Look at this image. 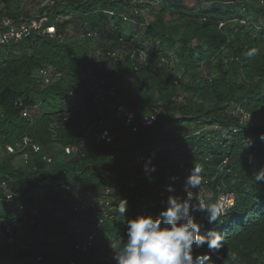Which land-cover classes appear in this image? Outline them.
Masks as SVG:
<instances>
[{"label": "trees", "instance_id": "16d2710c", "mask_svg": "<svg viewBox=\"0 0 264 264\" xmlns=\"http://www.w3.org/2000/svg\"><path fill=\"white\" fill-rule=\"evenodd\" d=\"M186 1L0 0V23L44 17L55 29L0 46V264H115L127 219L159 214L169 185L184 190L182 163L204 170L194 205L198 191L209 192L207 205L221 192L234 194L218 225L194 212L201 234H222V248L212 252L217 264H264V181L254 180L264 169V6ZM39 70L49 72L48 83ZM86 70L115 87L137 117L157 113L153 124L122 128L108 99L114 139L97 142L91 132L99 114L80 78ZM237 108L253 125L239 123ZM190 124L200 130L190 132ZM18 142L40 151L27 149L26 162L5 154ZM149 159L156 171L147 175ZM208 251L205 245L194 255Z\"/></svg>", "mask_w": 264, "mask_h": 264}, {"label": "clouds", "instance_id": "9594fccd", "mask_svg": "<svg viewBox=\"0 0 264 264\" xmlns=\"http://www.w3.org/2000/svg\"><path fill=\"white\" fill-rule=\"evenodd\" d=\"M144 171L147 175L156 171L151 159L145 162ZM203 171L201 165H193L184 184L186 198L169 195L167 206L159 214L139 213L127 219L126 239L119 241L113 253L115 264H217L218 256L213 259L212 252L219 253L222 248V234L215 229L201 234L194 212H206L208 223L218 225L228 208L219 202L207 206L192 203L190 193L199 189ZM254 180L264 181V169L255 174ZM167 191L173 193L175 189L169 185ZM126 209L127 201L123 200L120 214L125 216ZM205 245L208 252L194 255V250Z\"/></svg>", "mask_w": 264, "mask_h": 264}, {"label": "built area", "instance_id": "2783aa9c", "mask_svg": "<svg viewBox=\"0 0 264 264\" xmlns=\"http://www.w3.org/2000/svg\"><path fill=\"white\" fill-rule=\"evenodd\" d=\"M260 5H264V0L260 1ZM55 33V29L52 25H46V18L41 17L38 20H32L29 22H23L19 25H15L11 20L5 18L0 23V46L7 45L10 43H17L23 39L31 38L33 36H40L44 34H48L52 36ZM37 75H39L45 83L49 81V72L47 70H39ZM83 83L89 88L91 91V103L94 105L95 109L99 114V119L96 121L93 126L91 136L97 142L110 143L114 139V133L108 127V120L104 116V110L107 107L109 102L108 99L112 101L113 107V117L119 123V125L130 131L136 132L140 127L151 126L157 117V113L146 114L141 117H137L133 110L123 101L121 95L117 91V89L113 86H107L103 80H97L94 78L90 70H86L80 75ZM236 113H238L239 123L241 125H253L251 116L248 112H245L239 108L236 109ZM29 112L27 109L22 110V116H28ZM237 129L235 128L234 131ZM196 132V134H198ZM27 149H31L34 153L40 151V146L30 142H18L15 145H6L5 146V154L16 155L22 157L24 162L28 159ZM77 149L76 145L63 147V152L65 155L71 154L74 150ZM2 155L0 154V158ZM43 160L46 161L47 164L52 162L50 156L45 155ZM223 164H226V160L223 161ZM181 173L187 177L190 174L189 167L185 166L183 163L180 165ZM176 174L173 176V181L179 183L182 181V174ZM185 179V180H186ZM5 187V182L0 180V189ZM181 198H186L187 193L183 190L179 193ZM192 194V192L190 193ZM210 196L209 192L202 190L199 193V199L197 201V206L199 202L204 206L207 205V198ZM159 205L164 206L166 201V193L161 190L159 192ZM6 199H12V193L6 194ZM217 202L225 205L228 210L234 205L235 197L231 192H221L218 195ZM102 204V201L98 203ZM105 204H108L106 202ZM90 207L95 208V204H88ZM33 215H36V211H32ZM90 238V237H89ZM7 241L10 244H14L16 242L15 238L12 236L7 237ZM86 249V244L82 245V250Z\"/></svg>", "mask_w": 264, "mask_h": 264}, {"label": "rangeland", "instance_id": "374dc122", "mask_svg": "<svg viewBox=\"0 0 264 264\" xmlns=\"http://www.w3.org/2000/svg\"><path fill=\"white\" fill-rule=\"evenodd\" d=\"M186 4H187L188 6H190V7H194L196 3H195L194 0H188V1H186ZM263 6H264V5H263ZM31 12H33V10H32ZM74 32H75V31L73 30V28H70L69 34H70V35H74ZM146 114H147V115H148V114H152V112H149V110H148V113H146ZM185 126H186L185 128H189V127H190V128H189V131H190V132H192V131L194 132V129H196V128H197L198 130H200V128H198V127H196L195 125H192V124H190V125H185ZM202 128H204V127H202ZM198 130H195V131H198ZM14 164L17 166V165H18V162L16 161ZM181 190H183V188H182V189H179V190H176V191H174L173 193H169V192L167 191V189H166L165 191H166V193H167L168 195H169V194H170V195H174V194L177 195L178 193L181 192ZM194 191H197V190H196V189H193V191H191L192 194H193ZM198 192H199V191H198ZM198 192H197V194H199ZM40 196H41L40 192L36 193V199L39 198Z\"/></svg>", "mask_w": 264, "mask_h": 264}]
</instances>
